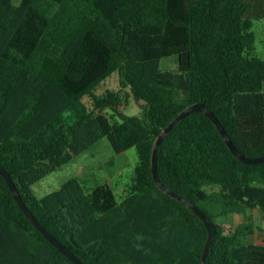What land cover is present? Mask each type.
<instances>
[{
  "label": "trees",
  "instance_id": "16d2710c",
  "mask_svg": "<svg viewBox=\"0 0 264 264\" xmlns=\"http://www.w3.org/2000/svg\"><path fill=\"white\" fill-rule=\"evenodd\" d=\"M264 0H0V164L37 220L86 264H200L204 221L163 190L155 141L202 101L247 156L264 154V58L252 54ZM176 55L178 71L161 61ZM118 72L119 90L95 93ZM91 98V107L84 97ZM134 98L143 115L119 107ZM121 118L111 122L105 110ZM107 137L137 148L128 195L72 178L32 185ZM158 173L216 224L205 264H264L246 240L264 212V161H241L212 119L193 112L159 146ZM232 214L243 222L229 226ZM0 264H75L32 223L0 174Z\"/></svg>",
  "mask_w": 264,
  "mask_h": 264
},
{
  "label": "rangeland",
  "instance_id": "374dc122",
  "mask_svg": "<svg viewBox=\"0 0 264 264\" xmlns=\"http://www.w3.org/2000/svg\"><path fill=\"white\" fill-rule=\"evenodd\" d=\"M14 2L19 3L20 0H14ZM253 30L256 34V40L251 52L264 58V18L253 21ZM161 66L164 70L178 71L177 56L172 55L163 58ZM119 88L120 77L118 72H114L98 85L95 93L103 95L108 90H119ZM84 101L91 107L92 101L89 96H85ZM119 109L126 115H143L141 104L134 98H129L128 102L124 103L123 106L121 105ZM105 112L111 122L121 120L120 116L111 109H106ZM139 161V154L135 146L118 153L113 149L108 138L103 137L89 150L35 182L31 188L37 197H43L60 188L67 180L77 178L87 190L98 184H110L120 201L128 195L130 187L134 183ZM252 213L256 228L253 234L246 237V240L264 243V212L256 210ZM243 220V215L232 214L225 221L228 222V225L230 224L229 226H236Z\"/></svg>",
  "mask_w": 264,
  "mask_h": 264
},
{
  "label": "water",
  "instance_id": "95a60500",
  "mask_svg": "<svg viewBox=\"0 0 264 264\" xmlns=\"http://www.w3.org/2000/svg\"><path fill=\"white\" fill-rule=\"evenodd\" d=\"M204 112L206 113L212 121L217 125L218 129L222 133L224 139L227 141L230 149L232 152L243 162L245 163H251L256 164L259 162L264 161V154L258 155V156H247L243 152H241L233 143L232 139L230 138L227 130L221 123L218 116L208 108V106L202 102V101H196L188 106H186L184 109L181 110V112L163 129V131L158 135L154 147H153V153H152V172L154 175V178L157 182V184L166 192L170 193L177 199L183 201L186 203L188 207H191L194 212L204 221L207 229H208V237L206 240V244L202 253L200 264H205L207 257L209 255V251L211 248V245L213 243L214 236L216 234V224L211 220V218L205 213V211L200 208L195 203L189 201L187 198L182 197L181 195L177 194L175 191L170 189L167 185H165L158 173V151L159 146L164 141L168 133L172 130V128L176 125V123L188 116L189 114L193 112ZM0 174L3 175V177L6 179L10 189L12 190L17 202L19 203L22 210L25 212V214L29 217V219L32 221V223L37 227V229L51 242L53 243L61 252H63L69 259H71L75 264H86L84 263L79 257L75 255V253L68 248L65 244H63L61 241H59L53 234H51L45 227L37 220L35 215L32 213V211L29 209V207L25 204L23 201L20 192L18 190V187L13 180L11 174L0 164Z\"/></svg>",
  "mask_w": 264,
  "mask_h": 264
},
{
  "label": "crops",
  "instance_id": "0c3cea01",
  "mask_svg": "<svg viewBox=\"0 0 264 264\" xmlns=\"http://www.w3.org/2000/svg\"><path fill=\"white\" fill-rule=\"evenodd\" d=\"M254 211H256V210H253L252 212H254ZM259 211V210H258ZM250 242H252V243H256V244H259V245H264V243H262V242H253V241H250Z\"/></svg>",
  "mask_w": 264,
  "mask_h": 264
}]
</instances>
